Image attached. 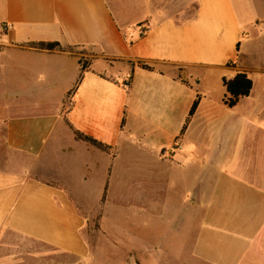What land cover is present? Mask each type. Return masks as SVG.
Returning <instances> with one entry per match:
<instances>
[{
    "label": "crops",
    "instance_id": "0c3cea01",
    "mask_svg": "<svg viewBox=\"0 0 264 264\" xmlns=\"http://www.w3.org/2000/svg\"><path fill=\"white\" fill-rule=\"evenodd\" d=\"M39 42L75 49L28 47ZM237 74L252 89L228 108L222 80ZM124 151L137 213L156 209L162 184L192 261L264 264V0H0V264H43L45 248L85 259L78 188L95 180L105 202ZM148 245L136 248L162 250Z\"/></svg>",
    "mask_w": 264,
    "mask_h": 264
},
{
    "label": "rangeland",
    "instance_id": "374dc122",
    "mask_svg": "<svg viewBox=\"0 0 264 264\" xmlns=\"http://www.w3.org/2000/svg\"><path fill=\"white\" fill-rule=\"evenodd\" d=\"M69 106L70 98L65 100L63 112H66ZM135 156L133 151H124L120 155L116 168L121 174V181L110 185L112 194L110 192L105 202H98V186L95 180L85 188L77 186L80 192V189H83L85 200L82 209L90 212V215L86 216L83 234L89 245L88 256L80 261L45 248L43 264H196L191 259L192 235L185 228L186 220L175 210L166 209L165 187L162 184L157 190L156 209L149 206L141 215L137 213L138 206L133 204L135 190L131 180ZM61 169L63 172L68 171L65 165H62ZM160 172L165 179L166 172ZM111 186L118 187V192L111 189ZM144 189L142 198L148 201L152 194L150 188ZM181 190L182 186L178 185L175 200H181ZM134 228L142 240L133 234ZM8 242L20 248L22 253L27 248V245L16 237H9ZM149 243L162 250L147 251L136 248L138 244L140 248L147 249L150 247ZM175 244L181 249L168 252L164 250ZM22 256V264H40V260H33L30 254Z\"/></svg>",
    "mask_w": 264,
    "mask_h": 264
},
{
    "label": "trees",
    "instance_id": "16d2710c",
    "mask_svg": "<svg viewBox=\"0 0 264 264\" xmlns=\"http://www.w3.org/2000/svg\"><path fill=\"white\" fill-rule=\"evenodd\" d=\"M29 48H32L34 50H38V51H46V52H68V53H72L74 51L75 48L73 47H62L59 43L53 42V43H44V42H39V43H30L28 44ZM140 68L144 69V70H148L151 71L152 69L146 65L143 64H138ZM84 70V66L81 65V71ZM222 84L225 88L226 91V97L224 100V104L228 107V108H232L234 107L238 100L240 98H245L248 97L250 94V91L252 89V82L249 78H247V76L245 74H237L233 79L231 80H222ZM75 92V88L73 90H71L67 96H66V100L69 99ZM65 104V101H64ZM63 104V106H64ZM198 105V98L192 103L190 109H189V113H188V117L182 127V132L186 129L187 123L189 121V119L193 116L196 108ZM70 107V106H69ZM69 110V109H68ZM68 110L66 112H63V116L65 117ZM124 124V119H122V123L121 126H123ZM74 137L76 140L82 141L102 152L108 153L110 152L111 148L96 141L95 139L86 136L80 132L77 131H73ZM107 186L104 189V195L106 192ZM104 196L102 198V203L104 202Z\"/></svg>",
    "mask_w": 264,
    "mask_h": 264
}]
</instances>
